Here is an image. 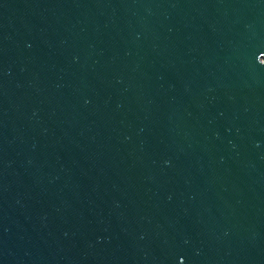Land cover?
<instances>
[{
	"label": "water",
	"instance_id": "1",
	"mask_svg": "<svg viewBox=\"0 0 264 264\" xmlns=\"http://www.w3.org/2000/svg\"><path fill=\"white\" fill-rule=\"evenodd\" d=\"M0 264H264V0H0Z\"/></svg>",
	"mask_w": 264,
	"mask_h": 264
}]
</instances>
